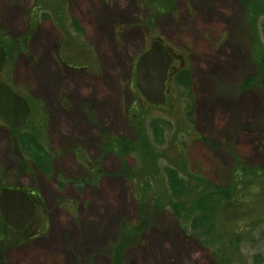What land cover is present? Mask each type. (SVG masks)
I'll list each match as a JSON object with an SVG mask.
<instances>
[{
  "label": "rangeland",
  "instance_id": "374dc122",
  "mask_svg": "<svg viewBox=\"0 0 264 264\" xmlns=\"http://www.w3.org/2000/svg\"><path fill=\"white\" fill-rule=\"evenodd\" d=\"M156 39L172 73L188 70L191 102L173 74L168 104L136 90L135 62ZM0 45V79L31 108L20 129L51 156L44 174L0 118V188L35 205L20 233L0 213V264H264V200L226 215L223 195L237 173L264 174V0H0ZM142 141L161 205L143 191ZM165 167L189 188L172 195Z\"/></svg>",
  "mask_w": 264,
  "mask_h": 264
},
{
  "label": "trees",
  "instance_id": "16d2710c",
  "mask_svg": "<svg viewBox=\"0 0 264 264\" xmlns=\"http://www.w3.org/2000/svg\"><path fill=\"white\" fill-rule=\"evenodd\" d=\"M73 26L77 29L76 24L74 21L72 22ZM5 48V47H4ZM6 50V48H5ZM174 57V55H173ZM189 75H188V70L185 68H179L173 73V82L179 86V87H184L187 88V96H190L189 101H192V91H191V86L189 82ZM1 80V79H0ZM1 82H3L1 80ZM14 90V89H13ZM183 90V89H182ZM20 94L19 92H17ZM168 100V98H167ZM169 101V100H168ZM168 101H166V104H168ZM149 104V103H148ZM152 106V105H151ZM155 107V106H152ZM158 107V106H157ZM192 111L188 112V116H190ZM142 113V112H141ZM161 121H154L152 122L155 125V130L158 132L157 125H159ZM165 123V121H163ZM160 131V130H159ZM11 132L14 137V141L16 145L19 147V151L22 154V156L29 158L34 162V164L39 168L42 173H47L50 167V162H51V156L50 154L44 149L40 141L38 140L37 136L33 135L32 132L27 131V130H22V129H11ZM118 142L119 140L115 139V143ZM139 143H141L142 148L144 151H142V167L143 170L139 174L140 179L144 185L143 191L145 194H152L154 195V200L157 202L159 205H161L159 199L162 195L159 193V187L157 184H159V178H160V172H159V167L154 164V160L156 157V150L152 148V145L146 143L145 141L142 142H137V146H140ZM122 144V143H119ZM123 145V144H122ZM140 146V147H141ZM123 148V147H122ZM151 155H153L151 157ZM152 159V160H151ZM157 159V158H156ZM152 161V163L149 166V161ZM153 164V166H152ZM151 167V169H149ZM158 167V168H157ZM167 178H168V189L171 192L172 195H180L178 190L176 188H186L188 189L189 187L185 184L188 181V174L182 172L181 175H179V171L176 170L175 168L172 167H165L164 168ZM238 175L235 177L236 179L233 180V182L226 187L227 189L225 190L226 192L223 193L224 198L227 199L229 202L230 201V206L226 204V208L228 211H226V215H230L231 212L234 211H246L251 212L254 214L256 210H260L262 207L259 205V207H254L253 201H255L257 198H262L264 200V174L259 173L258 175H255L253 178L248 179L246 177L241 176V173H237ZM187 177V181L185 180ZM171 177V178H169ZM24 190V189H23ZM136 190H134L135 192ZM27 192V191H26ZM144 194V195H145ZM249 198V199H248ZM230 210V212H229ZM263 213H264V208H262ZM190 213H192V231H196V234L199 237H203L204 235L201 229L205 227V223L207 222L206 216L202 214H198L192 208L190 210ZM260 211V215H261ZM264 215V214H263ZM261 215V216H263ZM251 216V215H249ZM34 216L28 226H26L23 230L19 232H15L11 230L10 228L7 227V229L13 233H20L28 229V227L31 225L33 222ZM129 227L125 226L121 229V234L122 236L128 233ZM132 232V230H131ZM203 239V238H202Z\"/></svg>",
  "mask_w": 264,
  "mask_h": 264
},
{
  "label": "water",
  "instance_id": "95a60500",
  "mask_svg": "<svg viewBox=\"0 0 264 264\" xmlns=\"http://www.w3.org/2000/svg\"><path fill=\"white\" fill-rule=\"evenodd\" d=\"M7 52L0 45V72ZM173 56L163 43L152 40L134 65V85L138 93L151 105L166 101V82L172 76L170 67ZM31 114L27 100L0 81V118L11 129L22 128ZM35 205L30 196L20 188H0V213L5 225L21 231L32 220Z\"/></svg>",
  "mask_w": 264,
  "mask_h": 264
}]
</instances>
